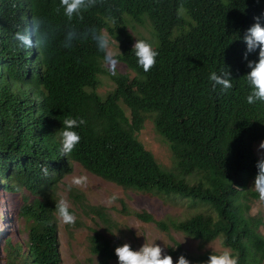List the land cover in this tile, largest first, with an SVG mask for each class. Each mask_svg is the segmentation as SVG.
Returning <instances> with one entry per match:
<instances>
[{"label": "trees", "instance_id": "16d2710c", "mask_svg": "<svg viewBox=\"0 0 264 264\" xmlns=\"http://www.w3.org/2000/svg\"><path fill=\"white\" fill-rule=\"evenodd\" d=\"M58 7L60 0H0V171L8 173L5 187L17 183L40 195L21 208L28 220L31 260L23 258L22 250L10 264H60L56 201L49 190L74 170L75 162L126 188L202 204L169 221L146 210L134 214L163 230H181L201 245L220 239L238 256V264H264V216L252 213L259 198L253 188L259 159L254 146L264 140V102L247 103L252 91L247 65L258 62L259 49L245 59L243 39L256 17L264 26V0L98 2L82 21L72 23L119 39L117 58L130 68L126 73L105 67L93 41L71 49L57 41L52 55L15 46L13 34L26 29L33 17L65 27L69 22L63 9L55 11ZM91 10L102 11V20ZM126 16L148 21L157 40L156 65L148 72L127 48ZM212 72H229L232 87L213 90ZM104 74L112 82L106 94L99 91ZM18 84V94L7 97L4 106L3 98ZM68 117L86 123L73 129L80 143L62 156L60 132ZM150 117L170 144L171 169L139 137ZM43 167L49 169L47 176ZM86 206L88 214L110 222L104 207ZM121 211L131 212L125 204ZM89 239L100 258L97 264L118 260L115 249L125 244L100 232ZM211 254L220 253L207 250L194 258L206 263Z\"/></svg>", "mask_w": 264, "mask_h": 264}, {"label": "rangeland", "instance_id": "374dc122", "mask_svg": "<svg viewBox=\"0 0 264 264\" xmlns=\"http://www.w3.org/2000/svg\"><path fill=\"white\" fill-rule=\"evenodd\" d=\"M90 15L99 21L104 16L100 10H91ZM126 21L127 32L130 34V42L127 47L129 51H134V44L141 39L151 43L154 49L157 48V40L148 21L138 22L128 16H126ZM112 40L114 42L113 50L118 55L121 51V42L115 38H112ZM105 67L118 73L131 71L121 60H119L117 65ZM102 79L103 86L100 87L99 91L106 94L112 88V82L105 74ZM151 119L153 118L150 117L146 121L144 129L139 133V137L152 150L157 159L164 163L165 167L171 169L174 166V160H172L170 144L157 132ZM262 141L264 140H259L255 143L254 149L257 155L258 146ZM261 151L264 152V150ZM82 174L89 177L88 186L86 188L73 186L72 190L67 192L66 186L72 177ZM113 193H116L119 199L113 205L108 206L105 201ZM51 194L56 200H59L62 195H66L72 205L70 211L77 217L74 225H65L58 220L60 264H97L100 258L93 253L89 239L96 232H100L104 237H109L112 240H122L124 243L132 244L135 250H139L144 243L154 242V244L159 245L163 249L165 255L172 256L174 264H176L180 255H184L190 261V264H206L198 262L194 257L207 250H215L220 253L225 248H228L220 239L201 245L200 240L189 236L181 230L174 228L163 230L158 228L156 223L143 221L134 214L135 211L146 210L158 219L164 218V220L169 221L173 218L186 217L187 214L192 213L195 209L202 208L200 206L202 204H191L187 199L175 195L157 194L120 186L90 172L79 162H75L74 170L71 173L55 182ZM5 196L11 208L1 216L0 206V226L2 223L3 225L4 223L12 225V243L19 242L23 247V258L31 260L27 242L28 230L25 227L27 220L22 216L20 207L26 202L33 200L36 195L27 190L26 187H18L16 191L8 190ZM82 198L84 200L83 203ZM1 204H3L2 201ZM86 204L104 207L110 215V222L106 223L93 213L88 214L87 211L90 208ZM124 204L127 205V209L131 211L130 213L121 211L124 209ZM2 209L5 211L7 207L4 206ZM12 212L11 222L8 219H11L10 214ZM252 213L264 216V201L260 200V198L253 201ZM14 250L19 251L20 247H14ZM172 250L176 252H172ZM0 256V264H6V257L3 256L1 250ZM109 264H118V260L112 259Z\"/></svg>", "mask_w": 264, "mask_h": 264}, {"label": "clouds", "instance_id": "9594fccd", "mask_svg": "<svg viewBox=\"0 0 264 264\" xmlns=\"http://www.w3.org/2000/svg\"><path fill=\"white\" fill-rule=\"evenodd\" d=\"M98 2H102V0H60V7H58L55 11L60 13V10L63 9V16L69 22L65 27L62 28L47 18L33 17L32 21L27 22L26 29L18 30L13 34L12 40L14 41L16 47L23 49H36L39 53H48L49 55L54 54L57 41H59L60 47L65 49H71L77 43L93 41L95 42L98 51L103 53V65H117L119 60L117 58V53L113 50L114 42L106 31L98 30L95 27L80 29L72 23L74 19L82 21L83 13L95 7ZM109 19H112L114 22L113 17L109 16ZM255 20L256 22L246 31L243 38L246 44V52L244 56L245 59H247L249 53L256 51L257 48L259 49L258 62L249 61L247 65L251 69V71L246 75V79L252 89L246 98L247 103L249 104H254L257 101L264 102V26L261 25L259 17H256ZM133 50L135 52L139 66H141L145 72L150 71L156 65V57L158 56V52L148 41L142 39L137 40L133 46ZM209 80L212 82L213 90H215L217 86H220L221 91L226 92L232 87L231 76L229 72H225L222 75H217L216 72H212L209 76ZM5 87L6 85L3 84L4 89ZM20 88L21 85L18 84L12 89L10 95H6L3 98L2 103L4 106L6 98L18 94V92L15 90L18 91ZM85 123L86 121L83 119L78 120L71 117L65 118L63 120V127L60 132L62 145L60 152L62 156H68L71 154L76 146L80 143L81 137L73 129ZM261 150H264V141L259 144L257 149L259 159L257 160L256 168L258 171L255 176L253 188L259 194L260 200L264 201V152ZM42 172L45 176H47L49 174L48 167H43ZM7 174L8 173L6 172L0 171L1 216H3V213L8 212L10 210L9 208H11L6 200V192L8 190L16 191L18 187H24L17 183L11 184L8 188L5 187V184L9 181ZM88 183L89 177L87 175L82 174L73 176L71 181L66 186V191L70 192L73 186L77 188H86ZM52 187L49 190L50 193L52 191ZM34 195H36L35 198L37 196L40 197V195ZM34 199L30 202H33ZM53 199L56 201L55 215L57 217L58 233V220L65 225H74L76 223L77 217L72 211H70L72 205L67 199L66 195H62L59 200H56L55 198ZM118 199V195L113 193L107 197L105 203L108 206H111ZM1 201L3 204H1ZM4 206L7 207L5 211L2 210ZM22 206L20 207V212ZM12 216L13 212L10 214L11 219H8L11 222ZM22 216L25 217L24 215ZM25 219L27 220L26 217ZM12 232V225H8L7 223H4V225L3 223L1 224L0 250L2 251L3 256L6 257V264L12 263L15 257L22 253L23 249L19 242L12 243ZM27 242H29L28 237ZM14 247H20V250L15 251ZM115 255L118 258V264H174L172 256L165 255L163 253V249L159 245L154 244V242L144 243L139 248V250H133L128 243H125L122 246L116 247ZM176 264H190V261L184 255H180L176 261ZM206 264H238V256L234 255L231 249L225 248L218 255L211 254L208 257Z\"/></svg>", "mask_w": 264, "mask_h": 264}]
</instances>
